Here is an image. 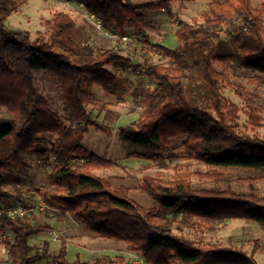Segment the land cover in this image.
Wrapping results in <instances>:
<instances>
[{
	"label": "trees",
	"instance_id": "obj_1",
	"mask_svg": "<svg viewBox=\"0 0 264 264\" xmlns=\"http://www.w3.org/2000/svg\"><path fill=\"white\" fill-rule=\"evenodd\" d=\"M79 1L105 26L124 34L128 25L142 22L145 13L171 12L172 3L178 0ZM15 8L16 0H0V106L12 115V119L0 118V206L36 204L35 193L24 191V175L32 166L31 156L38 152L51 167L47 184L37 189L48 204L84 222L92 233L124 242L148 264H258L257 247L248 253L191 239L176 233L174 226H204L211 231L223 219L244 218L264 227V195L195 188L184 173L168 181L148 175L141 188L153 197L155 206L147 208L130 197V186L113 187L110 179L95 173L110 168L113 162L80 143L90 127L111 134V129L87 110L89 105L99 104L92 86L115 93L118 77L108 65H125L126 60L119 49L93 52L84 47L90 50L91 60L74 62L68 46L76 43L79 30L69 13H57L49 40L40 43L28 33L6 26ZM202 17L197 28L180 22L177 35L181 44L177 47L152 44L168 61L147 65L152 86L142 94L141 115L136 122L118 127L117 132L131 147L130 158L155 163L166 158L199 161L208 167L200 175L211 178H219L231 168L264 172V138L238 131L240 108L223 94V87L231 85V73L264 74V0H213ZM221 31L227 34L225 39ZM41 72L58 84L69 124L37 86L36 74ZM189 72L198 73L208 94L207 105L193 101L185 86ZM248 113L250 122L257 124L256 109ZM178 142L182 149L175 152ZM74 157L85 161L69 165ZM34 213L3 217L2 236L9 228L15 237L13 243L4 237L10 248L6 264H38L48 256L47 249L34 251L31 239L51 231L52 226L33 221ZM67 253V244L62 242L54 255L57 264L125 262L121 255L102 256L92 262L79 257L70 261Z\"/></svg>",
	"mask_w": 264,
	"mask_h": 264
},
{
	"label": "rangeland",
	"instance_id": "obj_2",
	"mask_svg": "<svg viewBox=\"0 0 264 264\" xmlns=\"http://www.w3.org/2000/svg\"><path fill=\"white\" fill-rule=\"evenodd\" d=\"M143 1V0H133ZM213 0H178L172 3L171 12L160 11L145 13L142 22L130 24L127 32L121 33L106 26L107 34L98 29L81 9L79 0H16L15 10L5 23L9 29L28 33L34 41L44 43L51 35V22L59 12L69 13L78 27L76 43L69 45L74 62L91 60L88 55L98 49H119L123 54L125 65H108L118 77L115 93H107L101 86L93 85L94 100L97 106L89 105L87 110L93 118L111 129V134L90 127L81 137L80 143L96 152L105 160H111L110 168L95 171L101 177L111 180L113 187L126 185L131 187L130 197L144 207L155 206V200L141 188L145 176L161 177L164 181L173 180L177 173L188 175L195 188L232 189L237 192H255L264 195L263 171L250 168H231L219 178L201 176L208 167L199 161H188L183 158H166L162 162H151L140 158H130L127 146L117 132L118 127L136 122L142 111L141 97L145 88L152 86L146 74L149 63L168 61L152 44L161 43L168 47H177L181 40L177 35L180 22L197 28L203 23L202 15L208 10ZM197 19V21H196ZM230 26V25H228ZM223 38L227 37L221 31ZM128 35L129 42L120 36ZM87 47L89 49H85ZM197 72H189L185 86L192 94V99L200 105L208 104V94L201 84ZM37 86L49 98L53 110L62 120L67 121L63 102L59 98L58 84L45 72L37 73ZM231 85L223 87L224 96L235 102L240 108L237 118V129L240 133L259 135L264 138V74L256 72H239L230 74ZM255 108L260 119L257 124L250 122L248 111ZM0 118L12 119L10 111L0 106ZM182 149L178 142L175 152ZM41 153H34L30 158V170L24 175V191L35 193L36 205L45 200L37 189L47 184V173L51 167L42 159ZM252 178L253 181H246ZM245 179V180H244ZM46 201V200H45ZM47 202V201H46ZM48 203V202H47ZM50 212L39 209L35 211L33 221L48 223L51 231L37 234L31 239L34 251H48V256L38 264H57L54 255L65 242L67 257L70 261L81 258L92 262L102 256L124 257V264L133 263L141 254L131 251L127 244L115 238L102 237L90 232L84 222H79L70 214L56 211L48 204ZM35 219V220H34ZM209 231L204 226L179 224L174 226L176 233H183L195 240L219 243L227 247L241 248L248 253L257 247L255 258L258 264H264V227L259 223L244 218H226L214 224ZM10 258V248L0 232V262L6 264Z\"/></svg>",
	"mask_w": 264,
	"mask_h": 264
},
{
	"label": "built area",
	"instance_id": "obj_3",
	"mask_svg": "<svg viewBox=\"0 0 264 264\" xmlns=\"http://www.w3.org/2000/svg\"><path fill=\"white\" fill-rule=\"evenodd\" d=\"M79 5H80L81 9L86 11L88 18L93 21L94 25L98 29L109 34V31L106 29V26L103 23V21L100 18H98L97 16H95L93 13H90L88 11L85 3L80 2ZM120 39H122L124 42L130 41V38L128 37V35H122V36H120ZM147 77H148V79H150L148 74H147ZM150 81H151V79H150ZM84 161H85V158H83V157H74V158L69 159L68 164L69 165H76L78 163H83ZM47 207H49V205L45 200H41L37 205L34 204V205H30V206H26V205H23V204L18 203V202L14 203L13 205H11L9 207L0 206V225H2V219L4 216L11 217V218L24 217L31 212L37 211L39 209H45ZM4 237H6L10 243H13L15 240L14 232L9 228L5 229ZM133 263H135V264H148L143 256L137 257Z\"/></svg>",
	"mask_w": 264,
	"mask_h": 264
},
{
	"label": "crops",
	"instance_id": "obj_4",
	"mask_svg": "<svg viewBox=\"0 0 264 264\" xmlns=\"http://www.w3.org/2000/svg\"><path fill=\"white\" fill-rule=\"evenodd\" d=\"M68 245H69V244H68ZM68 245H67V246H68Z\"/></svg>",
	"mask_w": 264,
	"mask_h": 264
}]
</instances>
